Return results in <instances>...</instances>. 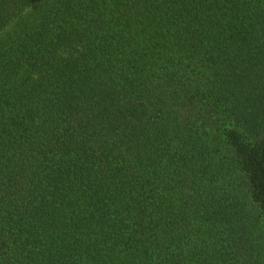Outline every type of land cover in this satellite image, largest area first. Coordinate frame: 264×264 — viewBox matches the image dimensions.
Masks as SVG:
<instances>
[{
    "label": "trees",
    "instance_id": "trees-1",
    "mask_svg": "<svg viewBox=\"0 0 264 264\" xmlns=\"http://www.w3.org/2000/svg\"><path fill=\"white\" fill-rule=\"evenodd\" d=\"M15 18L0 264H264V0H0Z\"/></svg>",
    "mask_w": 264,
    "mask_h": 264
},
{
    "label": "rangeland",
    "instance_id": "rangeland-1",
    "mask_svg": "<svg viewBox=\"0 0 264 264\" xmlns=\"http://www.w3.org/2000/svg\"><path fill=\"white\" fill-rule=\"evenodd\" d=\"M31 8H28L27 10H25V12L23 13V15H26L30 12ZM18 20V18H15L11 24H9V26H7L5 29L0 31V36L5 34L6 32L10 31V29L12 28V25H14V23Z\"/></svg>",
    "mask_w": 264,
    "mask_h": 264
}]
</instances>
